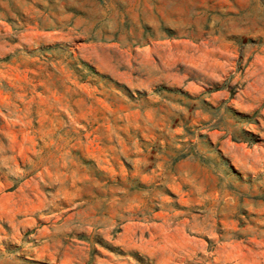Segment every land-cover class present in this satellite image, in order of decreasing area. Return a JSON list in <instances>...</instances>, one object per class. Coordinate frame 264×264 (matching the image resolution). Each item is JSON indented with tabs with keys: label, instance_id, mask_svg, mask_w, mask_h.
<instances>
[{
	"label": "rangeland",
	"instance_id": "1",
	"mask_svg": "<svg viewBox=\"0 0 264 264\" xmlns=\"http://www.w3.org/2000/svg\"><path fill=\"white\" fill-rule=\"evenodd\" d=\"M0 264H264V0H0Z\"/></svg>",
	"mask_w": 264,
	"mask_h": 264
}]
</instances>
